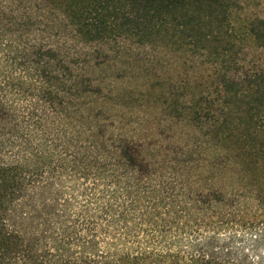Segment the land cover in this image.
I'll return each instance as SVG.
<instances>
[{
  "label": "trees",
  "instance_id": "1",
  "mask_svg": "<svg viewBox=\"0 0 264 264\" xmlns=\"http://www.w3.org/2000/svg\"><path fill=\"white\" fill-rule=\"evenodd\" d=\"M87 4L70 26L95 59L137 49L140 69L156 56L179 67L141 92L158 90L168 115L202 131L207 154L190 166L183 155L178 189L129 202L92 189L75 211L50 177L0 166V264H264V18L235 17L240 0ZM114 145L138 179L167 164Z\"/></svg>",
  "mask_w": 264,
  "mask_h": 264
},
{
  "label": "rangeland",
  "instance_id": "2",
  "mask_svg": "<svg viewBox=\"0 0 264 264\" xmlns=\"http://www.w3.org/2000/svg\"><path fill=\"white\" fill-rule=\"evenodd\" d=\"M87 6V0H0V166L50 177L74 211L92 189L107 199L126 193L121 202L148 201L161 183L178 187L174 173L183 155L190 166L207 154L202 131L168 115L158 90L141 92L146 76L175 79L179 67L156 56L145 72L137 59L148 52L137 49L121 60L95 59L70 26ZM234 14L264 18V0H240ZM117 141L151 162L165 155L167 164L138 179L116 162Z\"/></svg>",
  "mask_w": 264,
  "mask_h": 264
}]
</instances>
